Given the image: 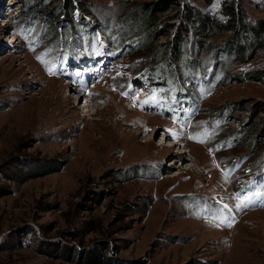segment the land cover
Masks as SVG:
<instances>
[{
    "label": "rangeland",
    "instance_id": "374dc122",
    "mask_svg": "<svg viewBox=\"0 0 264 264\" xmlns=\"http://www.w3.org/2000/svg\"><path fill=\"white\" fill-rule=\"evenodd\" d=\"M150 1L0 0V264H264V36Z\"/></svg>",
    "mask_w": 264,
    "mask_h": 264
},
{
    "label": "trees",
    "instance_id": "16d2710c",
    "mask_svg": "<svg viewBox=\"0 0 264 264\" xmlns=\"http://www.w3.org/2000/svg\"><path fill=\"white\" fill-rule=\"evenodd\" d=\"M206 1L210 3L213 0H206ZM227 1L228 0H224L222 2L223 3L222 10L224 12H227L228 21L231 24L230 26L233 33L221 44V46L227 48L230 54L233 53L234 55L235 52V54L237 53V55L239 54V56H241L242 54H244L246 50V45L242 43L245 34L253 33L258 37L264 36V18H258L254 22L253 21L251 22L247 20V11L243 6V4L240 2V0H232L230 3H227ZM176 2H178V0H152L146 3L151 5L147 6L148 9H146L145 12L143 13L138 12L136 14H143L144 16L143 19L145 20V24L149 25V23H151L152 20H155L158 17L159 13L167 10L171 6V4ZM184 15L185 17L189 18V20H191L192 22H194V20H196L197 22L200 21L203 22L205 27L204 34L207 36H212L213 34L212 26L214 25V23H217L214 17H206L200 11L195 12L191 6H188L187 10L182 12L181 16L184 17ZM251 54L252 52L249 53V55ZM247 76H250L251 78H255V79H261L262 72H251L248 73ZM259 110H264V106L260 107ZM47 243H49L48 244L49 247H53L55 241H47ZM88 250H94L93 256L97 257L96 259L97 262H101V261L103 262L105 260V256L100 251V249L93 247L92 249H88Z\"/></svg>",
    "mask_w": 264,
    "mask_h": 264
},
{
    "label": "snow or ice",
    "instance_id": "6c2138e0",
    "mask_svg": "<svg viewBox=\"0 0 264 264\" xmlns=\"http://www.w3.org/2000/svg\"><path fill=\"white\" fill-rule=\"evenodd\" d=\"M257 195H264V194H257ZM237 196H239V193H237ZM250 199H251V198H248V200H245V201H241V204L238 205V207H239V206H246L247 203L250 201ZM227 207H228V206H226V205H222V206H221V208H223V209H227Z\"/></svg>",
    "mask_w": 264,
    "mask_h": 264
},
{
    "label": "bare ground",
    "instance_id": "6f19581e",
    "mask_svg": "<svg viewBox=\"0 0 264 264\" xmlns=\"http://www.w3.org/2000/svg\"><path fill=\"white\" fill-rule=\"evenodd\" d=\"M59 99H60V102H61V103H64V102H67V103H68V102H69V99H68V97H67L66 95H64V96L61 95V96L59 97ZM60 102H59V103H60ZM153 118H154V117H153ZM171 121H173V120H171ZM183 151H185L184 148H183ZM183 151H180V152H183ZM185 152H186V151H185ZM176 162H177V161H176ZM176 162H175V163H176Z\"/></svg>",
    "mask_w": 264,
    "mask_h": 264
}]
</instances>
